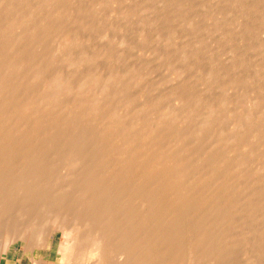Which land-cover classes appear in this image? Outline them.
I'll list each match as a JSON object with an SVG mask.
<instances>
[{
    "label": "bare ground",
    "instance_id": "1",
    "mask_svg": "<svg viewBox=\"0 0 264 264\" xmlns=\"http://www.w3.org/2000/svg\"><path fill=\"white\" fill-rule=\"evenodd\" d=\"M76 1L79 0H0V264H3V258L19 242L23 257H26L30 264H41V252L52 249L55 235L58 232L62 235L57 248L58 264H235L233 262L238 264L237 262L245 257L243 256L241 259L242 250L240 243L238 244L242 241L243 234L249 235L250 239L252 235L254 239L251 240L257 239L255 238L256 234L259 236L260 242L255 241V244H250V241H247L245 237L246 242L253 246L252 254L247 251L249 253L245 257L247 264L258 263L260 261L258 259L261 257L259 255L258 258V254L264 250V228H261L264 227V108H260L263 110H260L261 114L260 111L257 112L260 102L264 101L263 98V101L257 100L260 98L259 96H263L261 95L263 84L260 83L262 84L260 95L254 91L257 93L255 94L256 98L251 99L252 108L249 109L247 107L249 104L246 105L249 111H236L235 109L225 111V107L223 108L225 97L218 98L222 97V94L218 96V93L216 97L214 93L216 99L211 97L212 102L209 100L207 102L210 95L207 96L199 91L197 93L194 88L186 92L185 88L188 87H184V84V86L181 84L184 89L180 84L178 85L180 88L182 87L183 91L173 92L174 94L171 92V96L174 98L172 106L175 105L173 108L167 106L168 103L165 104L166 98H162L161 94H159L160 98L155 97V100L153 97V101L143 93L135 95L136 97L132 96V87L135 85L134 87L138 89V83L144 80L141 72L143 65L139 67L141 70L132 67L133 58L130 62L128 61L131 66L123 64L128 66L126 68L123 66V69L120 67V71L114 70L113 63L120 62L114 61L116 55L108 49L98 50L97 46L94 50L95 46L89 47L85 39L87 37L85 34L93 33L95 30L99 32L98 26L94 29L96 26L90 25L92 23L89 21L101 19L103 11L109 12V16H111L110 10H114V8L107 7L109 11H106L104 6L110 4L107 2L114 0H86L85 4L84 2L76 3ZM147 2L149 7H151L150 4L154 6L155 3L167 6L169 13L173 14L172 19H179L176 21L181 20L180 23L184 21L181 24L184 27L187 26L186 29L195 30L196 35H200L204 30L201 31V26L199 29V25L196 24L201 20V16L196 23H194L196 19L194 21L189 19L190 14L193 13L192 8H195L196 11L199 9L202 12L220 14L221 18L228 12L234 11L241 12L238 15L250 12L264 15V0H148ZM123 3L131 5L125 1ZM137 3L139 2L137 1ZM134 4L136 5V3ZM157 4L156 7H158ZM121 5L120 10L122 11ZM111 6L114 5L110 4L109 7ZM126 8L128 9L125 7V10ZM163 8L164 10H161L160 13L165 11L166 7ZM139 9L141 8L139 7ZM120 10L118 8V11H114L119 13ZM146 10V12L149 11ZM168 10L166 8V12ZM135 11L129 15L131 20ZM197 12L196 14L201 13ZM222 13L223 15H221ZM203 14L199 15L204 16ZM118 15L121 17L120 14L116 16ZM168 16L171 17V15ZM216 16L218 18L219 15ZM140 17H138L139 20ZM203 18L204 20L208 19V14L207 18L206 16ZM212 18L214 17L211 16ZM126 19H123V24ZM141 19L144 18L141 17ZM107 21L104 23H109ZM149 21L152 23L151 20ZM163 21L165 22L162 19ZM251 21L255 22V20ZM258 21H260V17ZM132 22L130 23L132 24ZM222 22L226 23L227 21ZM119 23L116 24L120 26ZM164 25L171 27L169 22ZM218 25L215 24L216 28ZM232 25L231 23V26H226L232 27ZM240 25L242 27V24ZM105 26L107 27V25ZM128 26L127 29L130 27ZM204 26L202 24V27ZM120 27L116 30L113 27V30L119 31ZM123 27L125 26L123 25ZM148 27L150 28L149 25ZM178 27L180 28V26ZM230 27L229 29L233 30V27ZM240 27H237V31ZM255 27L256 25H253L247 31L250 30L252 33V30H255L253 31L255 33ZM132 28L133 26L129 30L135 29ZM245 28L247 29L246 26ZM151 29L154 28L151 26ZM220 29L222 32L224 28ZM113 30L110 31L112 35L115 33L113 35L115 38L116 32ZM260 30L262 31V29ZM138 31H140L139 28ZM159 31L163 33L161 30ZM142 32L140 31L141 34ZM170 32L166 29L165 37L169 36L170 38L172 35ZM238 32L240 33V31ZM137 33L135 36L141 39L142 36L139 38L140 34L137 35ZM146 33L148 34L147 31ZM231 33L230 31V36ZM245 33L247 32L245 31ZM100 34L102 33H98L99 36ZM164 35L162 36L164 37ZM173 35L175 36L176 33ZM238 35L240 36V34ZM256 35L254 34V36ZM154 36L150 35L155 39ZM178 36L180 35L178 34ZM190 36L195 35L192 34L188 37ZM101 37L95 38H105ZM160 37L161 35H159ZM232 37L229 38L232 39ZM249 37L251 38L250 34ZM122 38L121 36L120 39ZM162 38L160 39H165ZM196 38L194 37L195 40H197ZM204 38H200L202 41L198 39L199 44L204 42ZM127 39L129 40V38ZM175 39L179 38L176 36ZM181 39L180 42L187 41ZM221 39L217 38V40ZM108 40L110 41V39ZM116 40L114 39V41ZM225 40L223 41L226 42ZM148 41L150 42L151 39L146 40V42ZM243 41L246 40L243 39L242 44ZM138 42L140 41L138 40ZM160 42L162 43V41ZM129 43L131 42L128 41ZM158 43L155 44L158 45ZM191 43L194 45V42ZM191 43L188 46H191ZM138 44L141 43H136V45ZM143 44L142 46H144ZM172 44H175L176 47L175 41ZM104 45L107 44L104 43ZM248 45L250 46V44ZM87 46L91 48V51L87 49ZM145 46H147L146 43ZM258 46L259 49L264 48V46ZM258 46L255 43V48ZM102 47L105 48V46ZM108 47L111 50L112 47ZM134 47L138 48V46ZM195 47L197 48L196 44ZM245 47L248 48V46ZM190 48L188 47L190 51L188 55H186L188 49L186 48V51L184 48L185 51L181 53H187L181 55L179 53L180 59L177 58L178 60L174 62L168 57H163V59H168L166 61L168 66H172L175 62L181 66L184 63L181 64L178 61L187 62L184 60L189 59L193 53ZM251 48L253 46L248 49ZM114 49L116 48L114 47ZM128 49L132 50L133 48ZM167 49L169 50L168 46ZM201 50L202 47L201 49L197 48V52L194 51L197 58L204 55ZM220 51H223L222 47ZM247 52L249 51L247 50L245 53ZM241 54H243L242 49ZM118 55L121 54L118 53ZM236 55L235 58H237ZM239 56H246V54ZM246 57H249V54ZM100 59H106L112 63H109L112 69L104 70L105 68L102 66L104 71H98L99 69L97 68V70L95 67L96 70L79 67L80 65L87 66V64L89 67L91 66L89 63L92 64ZM175 59L176 57H174ZM193 59H189L188 62ZM206 59H204V63H206ZM211 60L210 63L207 61L208 65L211 64ZM134 61L136 60L134 59ZM240 61L235 60V63ZM261 61L264 62V59ZM100 62L98 63L100 64ZM104 62L106 63V61ZM195 62L196 60L194 61L196 65ZM263 62L260 66L258 63L256 64L259 71L262 65L264 67ZM240 63L239 65H241ZM160 64L162 63L160 62ZM218 65L220 66V63ZM135 66L137 65L135 64ZM164 66L168 68L167 64ZM175 66L177 68V65ZM175 66L170 69L172 70ZM197 67L189 65L187 68L192 77L197 75L196 77L201 79L199 77L203 76L204 80L208 82L206 85L209 86V89L214 85L221 86L224 82L223 78V81L218 82L221 80V75L220 78H214L215 72L218 70L214 72L211 67H207L211 70H205L202 66L205 70L202 71ZM215 68L217 69V67ZM256 69L255 71L259 72ZM248 70L250 71L249 68ZM227 71L229 74L231 70ZM234 71L236 74L237 70L234 69ZM261 73L263 74L260 72V75H262ZM198 74L201 76L198 77ZM243 74L246 73L243 72ZM243 74L240 76L241 78L244 77ZM253 74L256 76V73ZM257 74L260 80L262 76L259 77V73ZM237 75L232 76L237 78ZM130 76L134 78L130 79L132 78ZM249 76L251 77L252 74H246L244 78L247 83L249 82L246 78ZM255 76L252 77L253 80ZM231 77L228 82L235 88L240 84L243 85V82L245 83L242 80L241 83L239 77L234 78L235 81ZM263 78L264 74L260 82ZM247 79L249 80V78ZM257 81H254L255 84ZM195 84L197 89L198 83L193 85ZM200 84L202 83L200 82ZM154 86L152 85V87ZM231 86L224 85L223 87L226 88L221 87V89L223 88L222 90L225 92ZM246 87H242L245 88L244 91ZM155 88L157 87L155 86L153 89L155 90ZM231 89L233 87L229 90ZM208 91L211 90H207L206 93ZM133 92H136V89ZM239 93L241 94L240 91ZM203 94L207 96V99ZM236 94L238 96L235 99L238 100L237 97L240 98V95ZM214 95L212 94V96ZM233 95L235 94L233 93ZM242 99L240 98L238 101H246V99L244 101ZM225 100L228 101L227 98ZM238 101L233 102H236L237 105ZM120 107L121 109L123 107V112L119 111ZM235 107L241 108V106ZM256 108L258 109L256 110ZM205 141L209 142L206 148L204 146L206 144H203ZM226 152L230 154L224 155ZM15 156L19 159H16ZM85 158H92V160L91 162L89 159L85 161ZM259 228L262 230H258ZM240 232L242 236L236 237L238 241L234 240L235 234ZM245 245L243 244L242 247ZM245 248L247 249V247ZM249 249L251 250V247ZM238 250L240 253L237 255H240V260L234 261V258L230 257L234 256ZM245 259L243 263L246 262ZM255 260L258 262L255 263ZM252 261L254 262L252 263Z\"/></svg>",
    "mask_w": 264,
    "mask_h": 264
},
{
    "label": "rangeland",
    "instance_id": "2",
    "mask_svg": "<svg viewBox=\"0 0 264 264\" xmlns=\"http://www.w3.org/2000/svg\"><path fill=\"white\" fill-rule=\"evenodd\" d=\"M118 0H114V1H112V2H107V4L108 3H110L111 5H116L115 7L114 6H111V7H109L110 6V4H108L107 6L105 5L104 7V9L106 10V11H109V9L111 8V9H113L114 8V10L115 11H118V8H119V10H120V5L122 6V11L120 10V12L119 13H117V12H115L114 10H110V12L112 13L111 14V16H109L110 15V13L109 12H106L105 13V11H103V13H102V15L100 16L101 17V19L100 18H98V19H96V20H93V19H91V21H89V23H92V24H90V25H92V26H94L95 28L94 29H96L97 28V26H98V29H99V32H98V30H95L93 33L92 32H90V33H88V35L87 34H85L87 37L85 38L86 39V42H87V45L89 46V47H91V48H93L94 46V50L96 49V46H97V49L99 50H102V49H108L109 51H112L111 53H114L115 55H116V60H114L115 62H118V61H120V62H118L119 63V68H118V63H113V65L115 66L116 65V69L114 68V66H112L113 67V69L114 70H119L120 69V67H121V69H123V66H124V68H126L127 66L126 65H123V64H129V66H131L130 64L133 62V64H132V67H135V68H139L141 65H143L141 68H142V70L144 71H142L141 70V68H139V70H141V72H142V74H143V76H144V80H142V82H139L138 83V86H137V84H136V86L138 87V89L136 88V87H132V92H131V94H132V96H137L138 94H141V93H143V94H146L148 97H150L149 99L150 100H152L153 99V97H154V100H155V97L156 98H160L159 96V94H161L162 96V98H166L165 99V104L166 103H168V104H166L167 106H169L170 108H173L175 105H173L172 106V104L174 103V98H173V96H171L172 95V93L174 92H177V91H180V90H182L183 91V89H184V87H188V88H185V90H186V92H187V90H192L193 88H194V90H196V92L198 93V91H199V93L201 92V93H205V94H207V96H209V98L210 99H207V96L205 95V94H203L204 96H205V98L207 99V102H208V100H209V102H212V99H211V97L212 98H215L216 99V97H217V94H218V96L220 95V94H222L221 96L222 97H218L219 99L220 98H223V97H225V99L227 98L228 99V103H230L229 105H228V103L226 102V100L225 99H223L224 101V105H223V108H224V110L225 111H230V110H232V109H235L236 111L237 110H243V111H249L248 110V108L249 109H251L252 107H251V103H252V98H253V100L256 98V96H255V94L257 93V94H259L260 93V89H262V84H263V90L262 91H264V78L262 79V82H260L261 81V78L263 77V74H264V71H262V70H264L263 68V65H262V68L260 67V71H259V67H257L258 65L260 66V64H262V62L263 61H261V60H263L264 59V48H262L261 46H264V44H262L261 45V43H264V15H262L261 16V14H259V13H257V12H250V13H248V14H242V15H238V14H240L238 11H234L235 12V14H234V12H230V13H232V14H230L229 12L227 13V14H225V16H222V18H221V16H220V14H212L213 12H206V11H199V9L196 11V10H194L193 8L191 9V11L193 12V13H191V11H190V20H192V21H194V19H196V21H194V23H196L199 19H200V16L203 18V17H205L206 16V18H207V14H208V19H205L204 20V18L202 19L201 18V20H199L196 24L197 25H199L198 27H199V29H200V26H201V31H203V33H200V35L199 34H195V30H192L191 28H187L186 29V27L187 26H183L182 24L184 23V21H182L181 23H180V21H176V20H179V19H172L173 17H172V15L173 14H170L169 13V10H168V7L167 6H165V5H163V4H161L160 5V3H159V5L157 4V3H155L154 4V6L153 5H151L150 4V6L151 7H149V5H147L148 4V0L147 1H143V0H137L139 3H140V5H139V3H137V1L136 0H123V1H125V2H128V4L129 3H131V5L130 6H128L126 3H123V1H121V0H119V2H117ZM80 2H84V4H85V2H86V0H79V1H76V3H80ZM133 2V3H132ZM145 2H147L146 4H145ZM115 3V4H114ZM117 3V4H116ZM134 3H136V5L134 4ZM143 3V4H142ZM118 4H120V5H118ZM132 4H134V5H132ZM156 4H157V6L158 7H156ZM141 5H142V7H141ZM145 5V6H144ZM163 5V6H162ZM135 6H138V7H135ZM107 7L109 8V9H107ZM125 7H128V9L126 8V10H125ZM137 10V13H136V11H135V9ZM139 7L141 8V9H139ZM148 7V8H147ZM152 7H153V9H152ZM155 7H156V9H155ZM160 7V8H159ZM163 7H166L167 8V12H166V8H165V11H163L162 13H160L161 12V10H164V8ZM124 8V9H123ZM133 8V9H132ZM143 8V9H142ZM151 8V9H150ZM157 8H159L158 10H157ZM163 8V9H162ZM130 9V10H129ZM139 9V10H138ZM146 9H150L148 12H146L147 10ZM230 9V8H229ZM228 9V10H229ZM142 10V12H140ZM153 11V14H152V11ZM194 10V11H193ZM227 10V11H228ZM113 11V12H112ZM127 11H128V13H127ZM132 11H135L133 14V16L131 17V18H133L132 20L129 18V15L131 14V12ZM158 13H157V12ZM144 12V13H143ZM145 12H146V14H145ZM150 12V13H149ZM156 12V13H155ZM195 12V13H194ZM196 12L197 13H199V12H201V13H199V14H203L204 16H202V15H199V14H196ZM205 12L207 13L206 15H205ZM236 12H237V14H236ZM104 13H105V15H104ZM122 13V14H121ZM124 13V14H123ZM128 14V15H126V14ZM135 13H136V16H135ZM165 13H167L168 15H171V17L170 16H168L167 14H166V16H165ZM117 14H120L121 15V17L118 15V16H116ZM138 14V15H137ZM140 14V15H139ZM146 15L145 17H146V19H145V17L143 16V15ZM148 14V15H147ZM150 14H152V15H150ZM157 16H156V15ZM164 16H163V15ZM194 16H193V15ZM108 15V16H107ZM126 15V16H125ZM150 15V16H149ZM198 15V16H197ZM213 15H219L218 16V18H217V16L215 17V16H213ZM221 15H223V13L221 14ZM232 15V16H231ZM236 15V16H235ZM246 17H245V16ZM249 15H250V17H249ZM253 17H252V16ZM139 16H141L142 18H144L145 19V21H144V19L142 20L141 19V17H140V20H139V18L138 17ZM151 16H155L156 17V19H155V17H151ZM162 16V17H161ZM197 16V17H196ZM211 16L212 17H214V18H212L211 19ZM235 16V18L233 19V17ZM240 16H242V17H240ZM108 17V18H107ZM116 17V18H115ZM120 17V18H119ZM122 17H123V19H126V17H128L129 18V20H128V18L126 19V23L124 22V24L122 23L124 20L122 19ZM157 17H160V18H157ZM164 17H167V18H165L164 19ZM196 17V18H195ZM199 17V18H198ZM238 17V18H237ZM240 17V18H239ZM252 17V18H251ZM256 17H258V18H256ZM259 17H260V21H258L259 20ZM104 18V19H103ZM115 18V19H114ZM117 18H119L118 19V21H117ZM137 18V19H136ZM163 20H165V22L163 21L162 22V19ZM210 18V19H209ZM225 18V19H224ZM244 18V19H243ZM255 18V19H254ZM104 21H103V20ZM111 19V20H110ZM135 19H136V21H135ZM168 19V20H167ZM170 19H172V20H170ZM215 19H216V21H215ZM223 19V20H222ZM262 19V20H261ZM109 22V20H110V22L109 23H111V24H109V23H104V22ZM115 20V21H114ZM122 20V21H121ZM149 20H151L152 21V23H150V21L148 22ZM160 20V21H159ZM166 20H167V22H166ZM230 20V21H229ZM244 21L243 23L242 22H240V21ZM251 20H255V22L254 21H251ZM94 21V22H93ZM96 21V22H95ZM100 23H99V22ZM112 21V22H111ZM114 21V22H113ZM132 22V24H134V25H132L130 22ZM137 21H139L140 23H136ZM143 21H144V23H143ZM157 21V23L159 24L158 26H159V28L161 27V29H159L158 28V26L156 25L157 23H155ZM202 21V22H201ZM203 21H206V22H203ZM222 21H224V22H226V23H223ZM232 21V22H231ZM101 22H103L105 25H107V27L103 24V23H101ZM120 22V23H119ZM160 22V23H159ZM170 23L171 24V27L170 26H166V25H164V24H167V23ZM175 22H177V23H175ZM203 24V26L204 27H202V24ZM221 22H222V24H221ZM233 24L232 25V27H233V30L232 29H229V27L231 26V23ZM98 23V24H97ZM119 23L120 24V26H121V24H122V27H120L119 25H117V24ZM154 23H155V25H156V28L158 29H156V31H155V25H154ZM162 23H163V25H162ZM180 23V24H179ZM199 23V24H198ZM205 23V24H204ZM214 23V24H213ZM235 23V24H234ZM237 23V24H236ZM252 23V24H251ZM256 23V24H255ZM261 23H263V24H261ZM112 24H114L113 25V27L115 28V30L116 29H118L119 27H120V30L119 31H115V30H113V27H112ZM126 24V25H125ZM130 24V25H129ZM142 24V25H141ZM160 24H161V26H160ZM177 24V26L175 27V25ZM215 24H216V26L218 25V27L216 28V26H215ZM240 24H242V27H240L241 25ZM250 24V25H249ZM259 24V25H258ZM101 25V26H100ZM108 25H111V26H108ZM123 25L125 26V27H123ZM130 27H129V26ZM138 26V25H140V26H138V27H134V26ZM147 25V26H146ZM148 25L150 26V28L148 27ZM185 25V24H184ZM213 25H214V27H213ZM224 25H225V27H226V29H225V27H224ZM226 25H230V26H226ZM253 25H256V27H255V29H256V32L255 33H253V31H255V30H252V33H251V31L249 32V31H247L248 30V28H251V26H253ZM262 25H263V28H262ZM105 26V27H104ZM127 26L129 27L128 29H127ZM131 26H133V28H135L134 30H129V29H131ZM143 26V27H142ZM146 26V27H145ZM151 26H152V28H154L153 30L151 29ZM166 26V27H165ZM178 26H180V28L178 27ZM182 26H183V28H182ZM223 26V27H222ZM235 26H237V27H240V28H242V29H240L239 28V30L238 31H240V33L237 31V27L235 28ZM243 26H244V28H243ZM245 26L247 27V29L245 28ZM257 26H258V28H257ZM168 27V28H167ZM174 27V29L172 30V28ZM232 27H230V28H232ZM259 27H261V28H259ZM103 28V29H102ZM108 28V29H107ZM109 28H112V29H109ZM125 28V29H124ZM132 28V29H133ZM138 28H139V30L140 31H143L142 32V34L140 33V31H138ZM141 28H142V30H141ZM145 28V29H144ZM149 28V29H148ZM162 28H164V29H162ZM178 28V29H177ZM203 28V29H202ZM215 28V29H214ZM220 28H224L223 30L224 31H226V32H224L223 30H222V32L220 31L221 29ZM166 29L167 30H170L171 32L170 33H172V35L173 34H175L176 33V35L174 36H172V37H174V38H172L171 36H170V38H172V39H175L176 38V36H177V38H179V39H175V40H172V39H170L169 38V36H167V37H165V35L164 34H166L165 33V31H166ZM181 29H183V31L185 30V32H183V31H181ZM191 29V30H190ZM236 29V30H235ZM258 29V30H257ZM260 29H262V31L260 30ZM108 30V31H107ZM113 30V32H116V36H114L115 38H113V35H115V33L112 35V32L111 31ZM122 30V32H123V34H122V32H120ZM136 30H137V32H136ZM148 32V34H150L151 36H154V35H156V33H157V35L156 36H154V38L155 39H153L152 37H150V35H149V37H148V34L146 33V31ZM151 30V31H150ZM159 30H161V32H163V33H160V31ZM176 30V32L174 33V31ZM206 30V31H205ZM229 32H228V31ZM248 33V35H247V33H245V31ZM105 31H107V32H105ZM110 31V32H109ZM127 31V32H126ZM133 31V32H132ZM155 33H154V32ZM158 31H159V33H158ZM173 31V32H172ZM180 31V32H179ZM200 31V32H201ZM230 31L232 32L231 33V36H233L232 37V39H230L229 37H231L230 36ZM258 31V32H257ZM96 32V33H95ZM105 32V33H104ZM109 32V33H108ZM125 32H126V35H124L125 34ZM137 33V35L138 34H140V35H138V37L139 38H141L140 36H142V38L141 39H138L137 38V36H135V34ZM145 32V34H143ZM177 32H178V34L180 35V36H178V34H177ZM188 32V33H187ZM192 32H194V33H192ZM92 33V34H91ZM98 33H102V34H100V36L98 35ZM111 33V34H110ZM120 33V34H119ZM135 33V34H134ZM190 33H192L193 35H195V36H190V37H188L189 35H192V34H190ZM229 33V34H228ZM256 33H257V35H256ZM263 34V35H258V34ZM100 38L101 37V35H102V37L101 38H103V37H105L106 38V41H105V38H103V39H98V38H95V37H97L96 35ZM106 34V35H105ZM118 34H119V36H118ZM122 34V35H121ZM128 34V35H127ZM132 36H131V35ZM183 34H184V36H183ZM186 34V35H185ZM229 36H228V35ZM238 34H240V36L238 35ZM249 34L251 35V38L249 37ZM254 34L257 36H254ZM91 35V36H90ZM93 35V36H92ZM94 35H95V37H94ZM105 35V36H104ZM146 35V36H145ZM159 35H161V37L160 38H162L163 36L162 35H164V37L163 38H165V39H163V40H161L160 38H159ZM220 35H224L223 37L222 36H220V38H219V36ZM108 36H110L108 39H110V41L107 39V37ZM112 36V37H111ZM119 38H118V37ZM121 36L123 37L122 39H120L121 38ZM127 36V37H126ZM129 36V37H128ZM199 36V37H198ZM204 36H205V38H204ZM238 38H237V37ZM242 36H243V39H245L246 41H243V44H242V40L243 39H241L242 38ZM91 37H93V38H95V39H93V38H91ZM125 37V38H124ZM143 37H145V38H147V39H144ZM184 37H186V38H184ZM194 37L197 39V40H195L194 39ZM202 37V39L204 38V42L206 41V43H202L201 42V44H199L200 42H198V39H200ZM225 37H228V38H225ZM245 37H247V38H245ZM254 37H255V39H254ZM90 38L91 39V41H90V39L88 40V39ZM112 38V39H111ZM116 38H117V40H116ZM127 38H129V40L127 39ZM159 38V39H158ZM185 39V40H187L186 42H187V44H186V42H184V40H182V39ZM206 38H207V40H206ZM217 38L218 39H221V40H217ZM226 40H225V39ZM93 39V40H92ZM114 39L116 40V41H114ZM123 39H127L128 41H130L131 43H129V44H131V45H129L128 44V41L127 40H123ZM150 40L151 39V41L149 42H146V40ZM157 39V40H156ZM167 39H169V40H167ZM182 40L181 42L183 43H181L179 40ZM191 39V40H190ZM202 39H200L199 41H202ZM228 39V40H227ZM247 39H249V40H247ZM255 41H257V42H255ZM95 40H96V42H95ZM98 40H100V41H103V43L101 42L100 43V41H98ZM111 40H113L112 42H111ZM123 40V41H122ZM138 40L140 41V42H138ZM142 40H144V41H142ZM153 40V41H152ZM158 40H160V41H162V43L160 42V41H158ZM172 40V41H171ZM177 40V41H176ZM188 40L190 41L189 43H188ZM195 40V41H194ZM223 40H225L226 42H224ZM231 40V41H230ZM233 40H234V42H233ZM235 40H236V42H235ZM251 40V41H250ZM109 41V42H108ZM118 41V43H116ZM155 41V42H154ZM167 41V43H164V42H166ZM174 41H175V43H176V47H175V44L173 45L172 43H174ZM248 41H250V42H248ZM111 42V43H110ZM114 42V43H113ZM146 43V45L147 46H145V43ZM157 42H159L158 43V45H156L155 43H157ZM191 42H194V45H193V43H191ZM196 42V43H195ZM221 42V43H220ZM229 43V45H228V43ZM248 42V43H247ZM253 42H254V44H253ZM260 42V43H259ZM104 43L105 44H107V45H104ZM136 43H141V44H138V45H136ZM144 43V44H143ZM148 43H150L149 45H151V46H149L148 45ZM185 43V44H184ZM191 43V46H188V44H190ZM224 43V44H223ZM244 43H246L245 45H244ZM255 43L257 44V46L258 45H260V49H259V46L258 47H256V48H258V49H256L255 48ZM110 44H112V45H110ZM118 44V45H117ZM121 44H124V45H121ZM127 44V45H126ZM142 44L144 45V46H142ZM155 44V45H154ZM169 44H170V46H169ZM177 44H180L181 46V48L179 47V45H177ZM195 44H196V46H197V48H200L201 49V47H202V53L206 56V57H208L207 59H206V57L204 56V55H202V56H200V58H197V55L195 54L196 52H197V48L195 47ZM198 44V45H197ZM227 46H226V45ZM248 44H250V46H253V48H251V49H248V48H250V46L248 45ZM99 45H101L100 47H99ZM141 45V46H140ZM185 45H187L186 47H185ZM203 45H205V46H203ZM222 47V50L223 51H220L221 50V47ZM223 45V46H222ZM242 45H244V46H248V48L247 47H245L244 48V46H242ZM87 46V49H91V48H89ZM102 46H105V48L104 47H102ZM108 46H110V48H111V50L109 49V47ZM122 48H121V47ZM130 46V47H129ZM132 46V47H131ZM134 46H138V48L137 47H134ZM167 46L169 47V50L167 49ZM194 46V47H193ZM199 46V47H198ZM201 46V47H200ZM217 46H219V47H217ZM229 46V47H228ZM230 46H232V47H230ZM237 48H236V47ZM99 47V48H98ZM107 47V48H106ZM114 47L116 48V49H114ZM119 47V48H118ZM123 47H125V49H123ZM185 48V50H186V48L188 49V47L192 50V52L193 53H191L190 55L192 56H189V59H193V57H194V59L193 60H190V61H192V62H188V58H187V60H184V61H187V62H182V61H178V63H181V64H183V65H181L180 66V64L178 65L176 62V64L174 63V64H172V66H168V63H166V61L168 60H166V59H163V57H165V58H171L173 61L172 62H174V61H176V60H178V59H180L179 57L180 56H178V54L180 53V55L181 54H185V53H187L186 55H188L189 53H190V51H189V49H188V51L187 52H185V53H181V52H184L185 50H183L184 48ZM226 49H225V48ZM227 47H228V49H227ZM128 48H133L132 50L131 49H128ZM142 48V49H141ZM170 48H171V51L173 50V53H171V51H170ZM183 48V49H182ZM193 48V49H192ZM205 48V49H204ZM220 48V49H219ZM236 48V49H235ZM244 48V49H243ZM93 49H92V51H93ZM118 49V50H117ZM121 51H120V50ZM134 49H136V50H134ZM177 50V53H176V50ZM180 49V50H179ZM219 49V50H218ZM232 49V50H231ZM241 49H242V52H243V54H241ZM253 49H255V50H253ZM88 50V51H89ZM115 50V51H114ZM126 50V51H125ZM170 51V52H168V51ZM229 50V51H228ZM235 50H239L238 52L237 51H235ZM249 51V52H247V53H245L246 51ZM91 51V50H90ZM116 51H117V53H116ZM127 51H129V52H127ZM158 51H160V53H158ZM179 51V52H178ZM194 51H196L195 53H194ZM204 51V52H203ZM232 51V52H231ZM235 51V52H234ZM121 52H123V53H121ZM131 52V53H130ZM154 52L156 53L157 52V54H154ZM167 52H168V54H167ZM174 52H175V54H174ZM240 52V53H239ZM92 53V52H91ZM118 53H120L121 55H123V56H121V55H118ZM125 53H126V55H125ZM162 53V54H161ZM208 53V54H207ZM239 53V54H238ZM131 54V55H130ZM163 54H164V56H163ZM209 54H210V56H209ZM234 54V55H233ZM237 54V55H236ZM246 54V56H247V54H249V57H246V56H239V55H245ZM112 55V54H111ZM128 55H130V56H128ZM162 55V56H161ZM173 55H175V56H173ZM194 55V56H193ZM235 55L237 56V58H235ZM119 56V57H118ZM126 56V57H125ZM128 56V57H127ZM131 56H132V58H131ZM157 58V60H156V58ZM169 56H171V57H169ZM173 56V57H172ZM196 56V57H195ZM204 56V57H203ZM215 56V57H214ZM219 56V57H218ZM126 59H125V58ZM174 57H176V59L174 60ZM210 57V58H209ZM212 57V58H211ZM214 57V58H213ZM218 57V58H217ZM242 57H244V58H242ZM123 58V59H122ZM129 58H131V59H129ZM136 60V61H134V59ZM162 58V59H161ZM178 58V59H177ZM196 58V59H195ZM233 58H235V59H233ZM119 59V60H118ZM133 59V60H132ZM204 59H206L207 61H208V63H210L209 61L211 60V64H209L208 65V63H207V61L205 60V62L206 63H204L203 61H204ZM210 59V60H209ZM214 59H216V61H213ZM218 59V60H217ZM244 61H243V60ZM97 60V59H96ZM100 60H101V62H100ZM100 60H98V61H95V62H92V64L91 63H89V65H91V66H89V67H87L88 66V64H87V66H85V65H80L79 67H85V69L86 68H98L97 70L98 71H102L103 69L102 68H105L104 70H107V69H109L110 68V70L112 69V67H110V64H112V63H110V62H108L106 59H100ZM125 60V61H124ZM132 60V61H131ZM142 62L143 64H141L140 62ZM196 60V65L194 64V61ZM202 60V61H201ZM233 60H234V62H233ZM235 60L236 61H239V60H241L240 62H242V63H240V62H237V64L235 63ZM245 60H247L248 62H246ZM104 61H106V63L104 62ZM113 61V62H114ZM123 61V62H122ZM131 61V63H129V62ZM158 61V62H157ZM165 61V62H164ZM198 61H200V62H198ZM217 61H218V63H220V66L218 65L217 66ZM261 61V62H260ZM96 62H97V64H96ZM98 62H100V64L98 63ZM126 62H128V63H126ZM136 62H139L138 64L136 63ZM162 63V64H160L159 65V63ZM199 64H198V63ZM201 62H203V63H201ZM259 62H260V64H259ZM105 63V64H104ZM110 63V64H109ZM187 63H189L188 65H187ZM202 65H201V64ZM213 63V64H212ZM216 63V64H215ZM239 63L241 64V65H239ZM258 63V65H256ZM264 63V62H263ZM102 64V65H101ZM121 64V65H120ZM135 64L137 65V66H135ZM166 65L167 64V66H168V68L166 67V66H164V65ZM186 64V65H185ZM204 64V65H203ZM207 66H206V65ZM233 64H234V67H233ZM242 64H243V66H242ZM244 64H246V65H244ZM107 65V66H106ZM108 65H109V67H108ZM145 65V66H144ZM162 65V66H161ZM175 65H177V68H176V66H175V68H172V70L170 69L171 67H174ZM189 65L191 66V65H194V66H198L197 68H199L200 70H202V71H205L206 69L207 70H211V69H213L214 70V72L215 71H217V72H215V74L217 75H215V77L214 78H220V75H221V80H219L218 82H221V81H223V79H224V82L226 83V80H227V83H229V84H221V86L220 85H214V86H211L212 87V89H211V87H210V89H209V86H207L206 84L208 83L207 81H205L204 80V78H203V76H201L200 74H198V77H199V75L201 76V77H199V78H201V79H198L195 75L193 76V77H196V78H193L191 75V73L188 71L189 69ZM237 67H236V66ZM241 66V67H239V66ZM100 66V67H99ZM103 66V67H102ZM183 66H184V68H183ZM185 66H187V67H185ZM202 66H204V69L205 70H203V67ZM214 66V67H213ZM102 67V68H101ZM162 67V69H160ZM165 67V68H164ZM210 68L211 67V69H208V68ZM215 67H217V69L215 68ZM222 69H221V68ZM233 67V68H232ZM94 68V69H95ZM118 68V69H117ZM144 68V69H143ZM179 68V69H178ZM187 68V70H185ZM215 68V69H214ZM244 68V69H243ZM248 68L250 69V71L248 70ZM258 70H257V69ZM73 70H74V68H72ZM72 69H70V70H72ZM85 69H81V70H85ZM95 69V70H96ZM120 69V70H121ZM169 69V70H168ZM175 69V70H174ZM220 69H221V72H220ZM224 69V70H223ZM226 69V70H225ZM229 69V71H230V73L229 74H227L228 73V70ZM233 69V70H232ZM234 69L235 70H237L236 71V74H234L235 73V71H234ZM243 69V70H242ZM255 69L257 70V71H259V72H256L255 71ZM69 70V71H70ZM79 70H80V68H79ZM103 70V71H104ZM119 70V71H120ZM178 70V71H177ZM180 70V71H179ZM185 70V71H184ZM243 71L244 73H246V74H252V76L250 77H247V78H249V80L246 78V80L249 82V83H251L250 85H248L249 83H247L246 81H245V76H246V74H243V72H241V71ZM247 70V71H246ZM184 71V72H183ZM186 71H188V72H186ZM225 71H227V72H225ZM232 71H234L233 72V74H232ZM238 71H239V73H238ZM246 71V72H245ZM249 71V72H248ZM254 71V72H253ZM185 72H186V74H185ZM240 72H241V75L243 74V78H241L240 76ZM248 72V73H247ZM252 72V73H251ZM260 72H263V74L262 75H260ZM206 73H207V71H206ZM253 73H256V76H255V74H253ZM257 73H259V77L260 76H262L261 78H260V80L258 79V74ZM190 74V76H188ZM225 74V75H224ZM226 74H227V76H226ZM238 74V75H237ZM223 75V76H222ZM229 75H237V78L239 77L240 79V82H241V80H242V82L243 81H245V83L243 82V85L242 84H240V86H238L237 88H239L240 87V89L244 86V87H246V85H247V87H246V90L244 91V89L245 88H242L241 90L240 89H238L240 92H241V94L239 93V91L237 90V88H235L234 86H231L230 85V82H228V79H230L229 77H231V76H229ZM134 76V75H133ZM228 77L227 79H225V77ZM232 76V77H233ZM255 76V78H254V80H253V78L252 77H254ZM130 77H132V76H130ZM191 77V78H190ZM231 77V78H232ZM134 77H132V78H130V79H133ZM223 78V79H222ZM234 78H236V76L235 77H233V79ZM236 78V79H237ZM127 79V78H126ZM195 79V80H194ZM197 79H198V82H197ZM232 79V80H233ZM244 79V80H243ZM200 80V81H199ZM202 80V81H201ZM213 80V79H212ZM217 80V79H216ZM253 80V81H252ZM257 81V83H262V84H255V82L254 81ZM125 81V80H124ZM162 81H164V82H162ZM194 81V82H193ZM206 83H205V82ZM214 81V80H213ZM234 81H235V79H234ZM251 81V82H250ZM123 82V81H122ZM200 82L202 83V84H200ZM203 82H204V84H203ZM218 82H216V83H218ZM236 82H239L238 80H236ZM241 82V83H242ZM194 83H198V86H197V89L195 88L196 87V84L195 85H193ZM253 83V84H252ZM181 85L182 87H183V89H182V87L180 88V86H178V85ZM245 84V85H244ZM257 85V86H255V85ZM152 85L154 86H156L157 88H155V90L153 89L154 87H152ZM226 86V87H228V85L229 86H231L230 88H232L233 87V89H231V90H229L230 88H227L228 90L227 91H225L224 92V90H222L223 88H226V87H223V86ZM258 85H259V88H258ZM207 86V87H206ZM252 86H253V88H252ZM256 88H255V87ZM151 87V88H150ZM176 87H178L179 88V90H176V89H178V88H176ZM191 89H190V88ZM206 87V88H205ZM213 87H215V88H220V89H215V88H213ZM221 87H223L222 89H221ZM261 87V88H260ZM141 90H140V89ZM144 88H146L145 90H144ZM148 88H150V89H148ZM255 88V89H254ZM259 90H258V89ZM135 89H136V92H133V91H135ZM174 89V91H171V90H173ZM213 89H215V90H213ZM237 90V91H235V90ZM145 92H144V91ZM147 90H150V91H148L147 92ZM184 90V91H185ZM193 90V91H194ZM207 90H211V91H208V93H206L207 92ZM213 90V91H212ZM234 90V92H232ZM142 91V92H141ZM170 91V92H169ZM205 91V92H204ZM221 91H223V92H221ZM243 91H244V93H243ZM254 91H257V92H254ZM262 91H261V95H263L262 97L261 96H259L260 98H258L257 100H260L261 99V101H263L262 100V98L264 99V92L262 93ZM149 92H151V93H149ZM167 92H169V93H167ZM172 92V93H171ZM221 92V93H220ZM165 93V94H164ZM173 93V94H174ZM214 93H215V95H216V97H215V95H214ZM226 93H227V95H226ZM233 93L235 94V95H233ZM236 93H238L239 95H240V98L242 99L243 97H245V99H246V101H244L245 99H242L244 102H239L238 100L240 99L239 97H237L238 98V100H236L235 98H236V96H238ZM243 93V94H242ZM134 94V95H133ZM151 94V95H150ZM168 94L170 95V97L168 96ZM212 94L214 95V96H212ZM224 94H225V96H224ZM150 95V96H149ZM158 95V96H157ZM241 95H243V96H241ZM260 95V94H259ZM135 96V97H136ZM255 96V97H254ZM257 97H258V95H257ZM168 98V99H167ZM217 98V99H218ZM214 99V100H215ZM170 100V101H169ZM248 100V101H247ZM153 101V100H152ZM233 101H238V103L240 104H237L236 105V102H233ZM241 101V100H240ZM249 101H251L250 103H247V102H249ZM173 102V103H172ZM206 102V101H205ZM206 102V103H207ZM245 103H247V104H245ZM264 101L263 102H260V107H259V109L258 108H256V110H257V112H259L261 109L260 108H264ZM171 104V105H170ZM227 104V106H225ZM232 104H233V106L235 107V106H241V108H239V109H237V107H233L232 106ZM241 104H244L245 105V107H243L244 105H241ZM249 104V105H248ZM253 104V103H252ZM263 104V105H262ZM246 105H248L247 107H246ZM262 106V107H261ZM251 107V108H250ZM247 108V109H246ZM244 109H246V110H244ZM123 107H122V109H121V107L119 108V111L120 112H123ZM118 111V112H119ZM234 111V110H233ZM261 111H263V110H261ZM260 111V114L262 113ZM242 112V111H241ZM223 113V112H222ZM203 144H206V145H204L205 146V148L206 147H208V144H209V142L208 141H205V142H203ZM227 154H230V153H228V152H226L224 155H227ZM230 156V155H229ZM232 157H233V154L231 155ZM231 156H230V158H231ZM15 158L17 159H19V157H16L15 156ZM89 159V158H88ZM88 159L87 158H85V161H88ZM90 161L89 162H91V160H92V158L91 159H89ZM94 161V160H93ZM92 161V162H93ZM78 162H81V161H78ZM262 229L264 228V227H261ZM261 228H259L258 230H262ZM253 233H255V232H253ZM238 234V233H237ZM237 234H235L234 236V240H236V241H238V236L240 237V236H242L241 235V232L237 235ZM61 233H57L56 235H55V238H54V241H53V247H52V249L50 250V251H42L41 252V256H42V263L41 264H58L57 263V260H58V254H57V248H58V245H59V243H60V241H61ZM248 236V237H247ZM244 235L243 234V236L241 237V242H238V244L240 243V246H241V250L242 251H244L245 252V254H244V252H243V255H242V251H241V256L240 255H237L238 253H240L239 252V250L235 253V255L234 256H232V257H230V258H234L233 260L234 261H237L240 257H241V259H242V257L243 256H245V257H247V255L246 254H248L249 255V253H251V251L253 252V246H251V245H249V243L248 242H246V240L247 241H250V244H255V241H258V242H260L258 239V235L256 234V236H255V238H257L256 240H251V239H254V237H252V235H251V239L249 238L250 236L249 235ZM233 237V236H232ZM237 237V238H236ZM245 237L247 238L246 240H245ZM236 238V239H235ZM250 240H249V239ZM240 239V238H239ZM243 240H245V242H243ZM254 241V242H253ZM243 242V243H242ZM242 243V244H241ZM248 243V244H247ZM245 245V246H243L242 247V245ZM247 245H249V246H247ZM239 246V245H238ZM238 246H236V247H238ZM240 246H239V248H240ZM245 247H247V249L245 248ZM249 247H251V250L249 249ZM238 248V249H239ZM246 251H245V250ZM19 251H21V243L19 242V243H16L13 247H12V249L9 251V253H8V255L6 256V257H4L3 258V264H30L29 263V261L27 260V258L26 257H23V255H22V251L21 252H19ZM249 253H248V252ZM264 250H262L259 254H258V258L261 256H263L262 258L260 257L259 259H258V261L257 260H255V263L256 262H258V263H256V264H260V263H263L264 264ZM252 254V253H251ZM237 255V256H236ZM260 255V256H259ZM236 256V257H235ZM240 256V257H239ZM238 257V258H237ZM245 257H243V259L241 260V261H239V262H237L238 264H244V263H248L247 262V260L245 259ZM235 258H237L236 260H235ZM9 259V260H8ZM244 259L246 260V262H244L243 263V261H244ZM228 260V259H227ZM232 260V259H231ZM228 261H230V259L228 260ZM241 262V263H240ZM251 262V261H250ZM254 261H252V263H253ZM233 263H235L236 264V262H233ZM249 264H251V263H249Z\"/></svg>",
    "mask_w": 264,
    "mask_h": 264
}]
</instances>
